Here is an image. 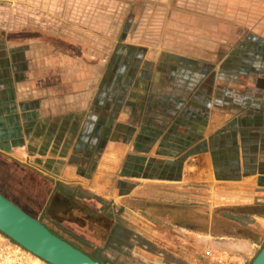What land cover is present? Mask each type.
Here are the masks:
<instances>
[{"label":"crops","instance_id":"crops-1","mask_svg":"<svg viewBox=\"0 0 264 264\" xmlns=\"http://www.w3.org/2000/svg\"><path fill=\"white\" fill-rule=\"evenodd\" d=\"M145 1L167 2L171 16L209 22L210 32L223 33L224 40L216 43L224 47L223 55H193L124 39L115 53L127 73L91 72L83 66L74 87L73 58L65 54L61 80L68 90L59 93L51 72L57 67L53 41L11 40L14 27L5 13L0 17V153L36 161L39 167H32L38 175L57 180L48 170L56 171L64 176L60 182L81 185L98 197L153 200L160 186L162 199L170 200L171 193L178 200L187 193L219 201L215 206L249 208L244 218L253 234L234 240L250 258L264 244V212L258 208L264 207V0ZM17 2L22 5L17 15L38 17L36 29L49 38L71 31L74 14L61 7L62 0ZM106 80L113 82L112 89L102 87ZM29 90L34 100H26ZM58 97L60 109L54 105ZM45 112L78 114L75 125L64 120L71 126L66 153L42 149L53 144L50 140L30 145L33 136L26 129H44L55 118L44 120ZM78 131L82 141L74 137ZM33 135L40 137L37 131ZM84 143L106 146L97 159L89 152L77 156L76 146ZM15 153L20 160L11 157ZM74 160L89 162L82 167ZM64 184L54 182L58 195L66 192Z\"/></svg>","mask_w":264,"mask_h":264},{"label":"rangeland","instance_id":"rangeland-1","mask_svg":"<svg viewBox=\"0 0 264 264\" xmlns=\"http://www.w3.org/2000/svg\"><path fill=\"white\" fill-rule=\"evenodd\" d=\"M19 4L17 0L0 1V17L8 13L9 24L14 27L11 29L13 33L9 34L11 40L53 41L55 48L52 51L57 57V67L52 68L51 72L58 78L56 90L59 93L68 90L64 88L61 80L64 79L65 54L72 55L73 58L74 87L80 83V70L83 66L89 67L91 72L102 71V68H105L111 75L117 70L120 73L123 71L127 73L126 63L122 65L120 55L115 53V46L124 39L200 56H208L215 52L223 55L224 52L223 46L219 49L216 45L224 40L223 37H219L223 33L210 32L212 27L209 26V22L205 21L203 24L196 22L193 17L169 15L167 2L62 0L63 9L64 7L72 9L73 24L71 31L67 29L66 33H57L56 39L52 36L49 38L48 33H40L38 28L36 29L34 24L38 17L31 15V12L28 17H23V13L18 16L17 11L22 9V5ZM32 7L30 3L29 8ZM57 19V24H64L60 18ZM22 28L24 32H20ZM131 52L132 50L127 53ZM113 61L115 64H112ZM45 72L48 75V67ZM112 83L111 80L101 81L105 89H112ZM31 92L29 90L31 97L26 96V100H34ZM77 99L79 100V97ZM62 104L58 97L54 103L55 107L60 109ZM44 114H46L44 120L49 117L55 118L50 119L51 126L44 129H26L28 134L33 136L30 145L35 143L36 139L38 144L41 141V145L42 142L50 140L53 144H44L42 149L46 151L49 147H55L56 151L61 149L62 153H66L70 148L68 134L71 132V126H66L64 120L66 118L75 125L78 114L73 112ZM36 131L40 137L33 135ZM80 136L79 131L74 135L76 140L82 141ZM105 146L104 143L103 145L84 143L76 146V154L77 156L82 154L84 157L89 152L90 157L97 155L95 158L97 159ZM15 154L11 157L17 156L18 159L20 155ZM19 162L29 167L26 165L22 167L0 155V183L5 190L20 204L29 208L53 232L102 264H251L263 246L259 245L250 258H245L243 252L236 248L238 241L234 238L253 234L244 218L251 211L249 208L215 206L214 204L219 201L203 197L197 199L192 194L188 196L187 193L185 197H178V200L177 196L172 199L173 194L164 193V197L168 195L170 200L166 197L162 199L160 186L154 189L153 200L144 197L121 199L98 197L92 192H83L81 185L71 188L69 183L60 182L59 179L63 180L64 176L59 177L60 173L48 170L47 167L41 168L59 179H49L36 174V169L32 167H39L36 161L28 159ZM88 162L74 160L72 164L86 167ZM56 181L66 185V187L62 185L66 192L58 195L53 188ZM52 189L57 192V196ZM79 194L87 200L81 203L70 200V197L76 198ZM108 195L112 196V193ZM258 208L264 212V207ZM231 216H236V219H232Z\"/></svg>","mask_w":264,"mask_h":264},{"label":"water","instance_id":"water-1","mask_svg":"<svg viewBox=\"0 0 264 264\" xmlns=\"http://www.w3.org/2000/svg\"><path fill=\"white\" fill-rule=\"evenodd\" d=\"M0 232L52 264H102L0 191ZM251 264H264V244Z\"/></svg>","mask_w":264,"mask_h":264},{"label":"built area","instance_id":"built-area-1","mask_svg":"<svg viewBox=\"0 0 264 264\" xmlns=\"http://www.w3.org/2000/svg\"><path fill=\"white\" fill-rule=\"evenodd\" d=\"M0 264H52L0 234Z\"/></svg>","mask_w":264,"mask_h":264},{"label":"trees","instance_id":"trees-1","mask_svg":"<svg viewBox=\"0 0 264 264\" xmlns=\"http://www.w3.org/2000/svg\"><path fill=\"white\" fill-rule=\"evenodd\" d=\"M0 155L1 156H4V158H6V159H8L9 161H13V162H15L16 164H18V165H20V166H22V167H25L23 164H21L19 161H17V160H15V159H13V158H9V157H7L6 155H4V154H1L0 153ZM37 174V173H36ZM0 191L4 194V195H6L7 197H9L10 199H12L13 201H15L16 203H18V205H20L22 208H24L27 212H29L30 214H32V215H34L31 211H30V209L29 208H27V207H25L24 205H22V204H20L18 201H17V199L12 195V194H10L9 192H7L6 190H5V188H4V186L0 183ZM69 198V197H68ZM70 200H77L78 202H85L87 199L83 196V195H81V194H79V195H76V198H74L73 196L72 197H70ZM82 206V205H81ZM239 207H235L234 209H238ZM96 209H97V207H96ZM99 209V208H98ZM89 210V209H88ZM91 210H93V208H91ZM35 216V215H34ZM36 217V216H35Z\"/></svg>","mask_w":264,"mask_h":264},{"label":"flooded vegetation","instance_id":"flooded-vegetation-1","mask_svg":"<svg viewBox=\"0 0 264 264\" xmlns=\"http://www.w3.org/2000/svg\"><path fill=\"white\" fill-rule=\"evenodd\" d=\"M50 228V227H49ZM51 229V228H50ZM53 231V230H52Z\"/></svg>","mask_w":264,"mask_h":264}]
</instances>
